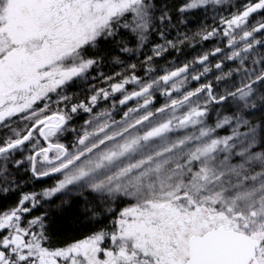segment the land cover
<instances>
[{
    "label": "snow or ice",
    "instance_id": "6c2138e0",
    "mask_svg": "<svg viewBox=\"0 0 264 264\" xmlns=\"http://www.w3.org/2000/svg\"><path fill=\"white\" fill-rule=\"evenodd\" d=\"M12 195L0 264H264V0H0Z\"/></svg>",
    "mask_w": 264,
    "mask_h": 264
},
{
    "label": "trees",
    "instance_id": "16d2710c",
    "mask_svg": "<svg viewBox=\"0 0 264 264\" xmlns=\"http://www.w3.org/2000/svg\"><path fill=\"white\" fill-rule=\"evenodd\" d=\"M179 0H175L177 3ZM198 48L193 49L188 53V58H192L194 54L198 53ZM116 55H120L119 51L117 50ZM27 187L31 188L32 185H28ZM13 199L9 198L7 200H0V209L4 208L5 206L9 205L8 202ZM53 212L54 218L57 220V223L60 226V238L61 239H71L72 237L80 236L86 229L82 227L78 223V218L80 213L83 212V207L81 205H76L72 208H57Z\"/></svg>",
    "mask_w": 264,
    "mask_h": 264
},
{
    "label": "flooded vegetation",
    "instance_id": "af4514ba",
    "mask_svg": "<svg viewBox=\"0 0 264 264\" xmlns=\"http://www.w3.org/2000/svg\"><path fill=\"white\" fill-rule=\"evenodd\" d=\"M240 2L242 3L243 0H240ZM177 3H179V1H177ZM212 45H213V41H212V40H209V41L205 42V44H204L205 50H207V48H208V47H211ZM197 48L200 49V48H201V45H200V44H197ZM197 51H198V50H197ZM85 87H86V85H85V84H82V85H80L78 88L74 89V91L79 92V91H81L82 89H84ZM46 186H48V185L45 184V183H43V182H41V183H37V184L35 185V188H36L37 191H39L40 188H42V187H46ZM10 198H13V199H11V200L8 202L9 205H11V204L15 201L16 196H15V195H12ZM57 203H59V201H58L56 198H53V202H52V209H53V212L56 210L55 206H56ZM78 205H79V204H78ZM81 206H82V205H81Z\"/></svg>",
    "mask_w": 264,
    "mask_h": 264
},
{
    "label": "rangeland",
    "instance_id": "374dc122",
    "mask_svg": "<svg viewBox=\"0 0 264 264\" xmlns=\"http://www.w3.org/2000/svg\"><path fill=\"white\" fill-rule=\"evenodd\" d=\"M203 50H205V47H204V46H203V47L201 46V48L198 49V52H199V51H203ZM190 59H191V58H190Z\"/></svg>",
    "mask_w": 264,
    "mask_h": 264
}]
</instances>
